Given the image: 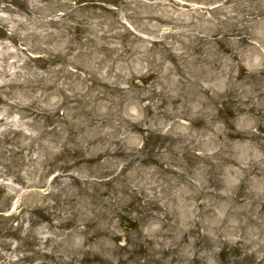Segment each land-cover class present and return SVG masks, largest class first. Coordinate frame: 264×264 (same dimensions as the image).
<instances>
[{"label":"rangeland","instance_id":"rangeland-1","mask_svg":"<svg viewBox=\"0 0 264 264\" xmlns=\"http://www.w3.org/2000/svg\"><path fill=\"white\" fill-rule=\"evenodd\" d=\"M0 264H264V0H0Z\"/></svg>","mask_w":264,"mask_h":264},{"label":"water","instance_id":"water-1","mask_svg":"<svg viewBox=\"0 0 264 264\" xmlns=\"http://www.w3.org/2000/svg\"><path fill=\"white\" fill-rule=\"evenodd\" d=\"M133 221L125 220L123 227L130 229L132 227Z\"/></svg>","mask_w":264,"mask_h":264}]
</instances>
